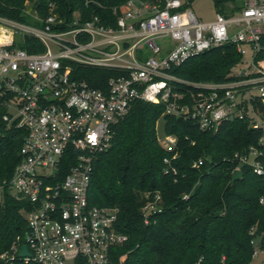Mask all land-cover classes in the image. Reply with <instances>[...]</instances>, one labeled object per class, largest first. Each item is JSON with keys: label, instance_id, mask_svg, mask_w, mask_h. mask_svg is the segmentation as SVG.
<instances>
[{"label": "built area", "instance_id": "obj_1", "mask_svg": "<svg viewBox=\"0 0 264 264\" xmlns=\"http://www.w3.org/2000/svg\"><path fill=\"white\" fill-rule=\"evenodd\" d=\"M121 9L114 10L115 26L98 17L82 22L79 13L69 23L51 14L39 26L0 17V111L9 126L26 132L20 163L9 181L0 182V203L11 197L28 208L22 211L24 242L18 237L0 255L4 264H124L117 249L128 236L118 228V211L92 206L88 191L95 157L109 147L133 102L163 104L165 115L203 131L247 118L251 128L264 129L258 108L264 106V59H257L264 53V0H244L240 11L217 13L212 22L200 20L186 0H129ZM17 35L37 38L44 51L21 49ZM167 38L174 44L169 51L158 42ZM227 44L247 58L235 80L195 82L172 73L191 57ZM145 48L151 56L140 53ZM75 66L114 75L97 88L76 79ZM159 142L171 164L177 137L159 134ZM233 161L234 174L249 167L264 176V134ZM203 164L200 159L193 166ZM145 197L148 224L161 196ZM23 246L29 256H21ZM260 253L264 248H256L254 258Z\"/></svg>", "mask_w": 264, "mask_h": 264}, {"label": "trees", "instance_id": "obj_2", "mask_svg": "<svg viewBox=\"0 0 264 264\" xmlns=\"http://www.w3.org/2000/svg\"><path fill=\"white\" fill-rule=\"evenodd\" d=\"M129 0H0V17L35 26L51 14L69 23L75 13L82 22L98 17L115 26ZM191 5L194 0H186ZM217 13L230 16L244 0H212ZM35 12L34 18L28 12ZM64 28V27H62ZM264 43V42H263ZM16 45L29 53L44 51L33 36H22ZM264 59V53L257 56ZM244 63L235 45L212 49L188 59L172 73L187 81L225 82ZM74 76L103 88L112 71L75 66ZM264 114V106L258 105ZM163 104L137 100L114 127L106 150L93 163L88 191L92 206L118 211V228L128 241L117 249L124 264H251L260 239L264 248V176L243 167V177L231 184L233 156L258 146L264 129L249 126L248 118L224 122L217 131H203L188 119L165 115ZM0 111V182L9 181L21 161L26 132L9 126ZM163 134L177 137L176 160L165 163L159 142ZM203 159L199 168L193 165ZM161 196L159 208L144 223L142 209ZM263 200V202H261ZM27 204L7 197L0 203V255L11 249L27 231L22 211ZM0 264L4 262L0 261Z\"/></svg>", "mask_w": 264, "mask_h": 264}, {"label": "rangeland", "instance_id": "obj_3", "mask_svg": "<svg viewBox=\"0 0 264 264\" xmlns=\"http://www.w3.org/2000/svg\"><path fill=\"white\" fill-rule=\"evenodd\" d=\"M191 8L195 12L197 17L204 22H212L216 18L217 11L214 7V3L212 0H194L191 4ZM31 10L32 9H30V3H29L28 4V12L30 13V15H32L34 18H36L35 12L31 11ZM26 25H31V24H26ZM21 37H22L21 35H17L16 41H19L21 39ZM158 42L160 43L161 46L164 45L165 51L171 50L174 46L171 38H167L164 41L158 40ZM140 53L141 54L143 53L144 56H151L152 55V52L148 48H145ZM161 55H163V53ZM245 61H247V58L244 59V62ZM260 121L264 125V119L261 118ZM159 132H160V135L163 134L162 124L159 125ZM259 242H260V239L257 240V242L255 244L256 248L258 250L260 249V247L257 246V245H259ZM263 262H264V254L260 253L257 257L253 258V261L251 264H263Z\"/></svg>", "mask_w": 264, "mask_h": 264}, {"label": "water", "instance_id": "obj_4", "mask_svg": "<svg viewBox=\"0 0 264 264\" xmlns=\"http://www.w3.org/2000/svg\"><path fill=\"white\" fill-rule=\"evenodd\" d=\"M243 177V171L239 170L236 171L235 174L232 177L231 180V184L233 185L236 181H238L239 179H241ZM29 251H28V247L27 246H23L21 248V256H29Z\"/></svg>", "mask_w": 264, "mask_h": 264}]
</instances>
